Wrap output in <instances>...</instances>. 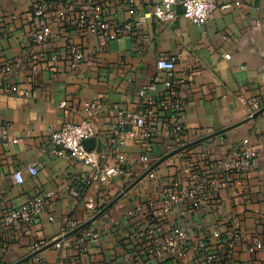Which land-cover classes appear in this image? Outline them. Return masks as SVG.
Segmentation results:
<instances>
[{"label": "crops", "instance_id": "crops-1", "mask_svg": "<svg viewBox=\"0 0 264 264\" xmlns=\"http://www.w3.org/2000/svg\"><path fill=\"white\" fill-rule=\"evenodd\" d=\"M158 1L101 0V4L106 21L116 26L137 17L130 5L142 9ZM34 2L0 0V264H16L72 232H65L66 220L76 228L89 222L166 155L264 110V0H217L218 8L206 25L182 16L172 24L146 23L136 32L122 33L106 48L100 47L96 35L68 22L59 25V39L34 46L29 39L37 25ZM77 11L71 7L73 17ZM71 47L86 58L74 62ZM26 50L33 54L25 56ZM53 55L59 57L55 67ZM226 55L231 58L225 59ZM172 57L177 58L176 76L168 88V75L158 72L157 63ZM155 78L159 83L153 96L181 103L177 114L187 128L185 137L165 129L172 113L158 111L154 138L146 143L129 140L122 148L127 157L125 175L98 188L88 184L90 167L69 156H51V133L82 122L91 123L92 140L103 151L110 150L119 113L137 110L140 92ZM254 99L260 103L258 112L251 111ZM246 138L258 156L251 173L217 171ZM143 155H148L149 163H141ZM35 163L41 168L32 176L28 168ZM17 172L24 178L21 185L14 178ZM176 182L196 196L211 193V205L194 209L187 201L164 213L168 191ZM73 190L82 194L80 199L71 195ZM36 198L45 208L32 226L4 227L7 214ZM90 201L97 212L89 210ZM146 225L162 227L161 240L172 225H180L192 244L198 242L201 228L215 252L223 251L224 238L235 228L243 240L222 264H264V249L249 251L254 239H264V112L158 166L86 229L101 234L99 244L81 241L77 234L24 264H175L174 255L149 253L148 236L134 235ZM215 231L223 238L214 239ZM201 262L190 252L183 260Z\"/></svg>", "mask_w": 264, "mask_h": 264}, {"label": "built area", "instance_id": "built-area-1", "mask_svg": "<svg viewBox=\"0 0 264 264\" xmlns=\"http://www.w3.org/2000/svg\"><path fill=\"white\" fill-rule=\"evenodd\" d=\"M80 0H35L33 15L37 19L35 30L30 34V41L34 46L47 45L54 39H59V25L70 23L76 30L85 32L87 35H96L99 38L100 47L106 48L111 42L118 40L122 33H133L142 28L146 23H165L172 24L182 16L196 25L203 26L211 21L218 8L217 0H160L154 4L147 5L142 9L136 6H129V9L137 14V17L127 23H117L116 26L106 21L104 18L105 10L101 0H87L86 3H77ZM68 7H64L63 4ZM239 5V4H237ZM76 6L78 11L75 17L71 13V7ZM182 8L183 14H178V8ZM226 8H230L227 6ZM71 56L74 62L83 61L86 57L77 51L76 47H71ZM33 50H26L25 56L30 57ZM230 55L225 59L229 60ZM54 67L58 64V55L51 58ZM177 58L172 57L168 60L160 59L157 63L159 73L168 75L167 87L172 88V80L176 76ZM159 79L155 78L147 87L140 92L141 105L135 111L120 112L118 122L112 127L111 148L107 151L98 152L97 149L88 150L85 141L94 139L95 133L89 122L80 124H66L59 130L53 131L50 136L52 150L50 154L54 158L71 157L93 171L92 178L88 184L98 188L99 185L110 181L112 178L125 175L127 157L122 152L129 140L139 143L151 141L156 135L154 119L158 111L172 113L170 122L165 129L174 133L179 138L187 135V128L184 122L180 121L177 114L181 108V103L174 102L172 98L164 97L157 99L153 92L157 90ZM172 97V96H171ZM64 106V105H63ZM251 111L258 112L260 103L254 99L251 104ZM133 128L136 129L132 130ZM257 152L252 142L246 138L242 143L221 163L217 171L221 173L246 174L248 175L256 167ZM111 162V163H110ZM148 155L141 157V163H149ZM41 166L32 164L28 171L32 176H37ZM191 168L188 169V172ZM211 171L212 174L217 172ZM210 173V174H211ZM202 177V175H200ZM200 176H195L200 179ZM16 182L21 185L24 178L21 172L14 175ZM71 195L80 199L82 194L78 191H71ZM211 193H201L196 196L193 192L182 189L178 182L168 191V197L164 203V213H169L174 206L181 203H188L194 209H202L211 205ZM89 210L97 212V206L93 201L87 204ZM45 208L43 200L36 198L28 201L23 207L14 210L6 215L3 220L5 228H12L18 225L32 226ZM157 216L158 214L155 213ZM76 228L72 221L66 220L65 232L68 233ZM201 235L198 242L192 244L191 237L180 225H172L166 237L161 240L160 233L162 227L146 225L142 233H134L135 236H148L151 239L149 253L152 256L164 257L166 254L176 257L175 264H184L188 252L194 255L195 260L202 261L201 264H222L227 255H230L233 247L243 240L238 234L237 229L232 228L227 237L224 238L223 251L215 252L208 238L200 228ZM214 239L223 238L220 232L212 233ZM81 241H89L97 245L101 242V234L97 230H84L80 233ZM264 249V239H254L249 248L251 253H256Z\"/></svg>", "mask_w": 264, "mask_h": 264}, {"label": "water", "instance_id": "water-1", "mask_svg": "<svg viewBox=\"0 0 264 264\" xmlns=\"http://www.w3.org/2000/svg\"><path fill=\"white\" fill-rule=\"evenodd\" d=\"M178 14L179 15H182L183 14V10L182 8H178ZM264 112L261 111L259 113H257L254 117L252 118H249L247 121L243 122V123H240L238 125H235L233 127H230L220 133H217L215 135H212V136H209V137H206L204 139H201L197 142H194V143H191L185 147H182L168 155H166L165 157H163L160 161H158L156 164H154L152 167H150V169H148L130 188H128L124 193H122L119 197H117L114 201H112L110 204H108L104 209H102L94 218H92L89 222L85 223L84 225L74 229L72 232L66 234L63 238H61L60 240L58 241H55L54 243H51L50 245H47L45 246L44 248H42L41 250L37 251L36 253L30 255L29 257L25 258L24 260L16 263V264H24L26 262H28L30 259L36 257L37 255L43 253L44 251L52 248L53 246H56L58 244H60L61 242H63L64 240L66 239H69L70 237H73L77 234H80L81 232H83L84 230H86L88 227H90L92 224H94L96 221H98L104 214H106L119 200H121L133 187H135L139 182H141L145 177H147L150 173H152L158 166H160L162 163H164L166 160H168L169 158H171L172 156L180 153L181 151H184L188 148H191L199 143H202V142H205L213 137H216V136H219V135H222L228 131H231L249 121H252L253 119L257 118L259 115H261L262 113ZM85 147L88 149V150H92V149H95V147L97 146V151L98 152H101L102 151V145L100 143H95L94 140L90 139V140H87L85 141Z\"/></svg>", "mask_w": 264, "mask_h": 264}]
</instances>
